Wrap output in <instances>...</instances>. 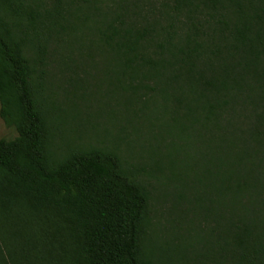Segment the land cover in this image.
<instances>
[{
  "label": "trees",
  "instance_id": "1",
  "mask_svg": "<svg viewBox=\"0 0 264 264\" xmlns=\"http://www.w3.org/2000/svg\"><path fill=\"white\" fill-rule=\"evenodd\" d=\"M90 49L129 117L159 109L193 158L199 264H264V0H0V115L17 132L0 140V264H159L147 185L114 143H80L58 97L53 70L89 81Z\"/></svg>",
  "mask_w": 264,
  "mask_h": 264
},
{
  "label": "rangeland",
  "instance_id": "2",
  "mask_svg": "<svg viewBox=\"0 0 264 264\" xmlns=\"http://www.w3.org/2000/svg\"><path fill=\"white\" fill-rule=\"evenodd\" d=\"M91 50L93 49H90L93 59L87 68L89 81L67 83L65 76L70 73H62L60 68L53 70L60 79L59 86L62 87L59 90L56 88L59 100L69 113L70 123L82 135L80 143L93 146L114 143L123 157L133 165L139 179L147 185L151 195L149 246L154 249L157 263L199 264L192 245L198 249L201 247L197 244V237L204 225L188 203L193 197L191 185L195 179L190 170L182 165L190 162L196 170L193 158L181 148L183 143L170 132L165 124L168 119L159 109V114H156L140 103L135 107L141 111L129 117L126 107L123 103L120 105L122 99L113 97L112 88L107 86L108 73L113 69L109 56H101ZM82 76L86 75L81 73ZM256 102H260L259 97ZM160 105L159 102L156 107ZM105 129L118 140L104 138ZM15 137L16 130L8 127L0 115V140H11ZM194 141L186 147L189 154L202 159L201 148H204L210 158L218 155L215 148L219 143L202 146ZM173 142L178 145L179 149L175 148L176 151ZM179 256H186L190 260L179 259Z\"/></svg>",
  "mask_w": 264,
  "mask_h": 264
}]
</instances>
